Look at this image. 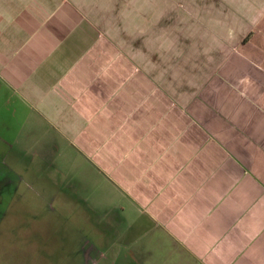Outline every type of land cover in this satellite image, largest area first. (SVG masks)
Returning <instances> with one entry per match:
<instances>
[{"label": "crops", "instance_id": "crops-1", "mask_svg": "<svg viewBox=\"0 0 264 264\" xmlns=\"http://www.w3.org/2000/svg\"><path fill=\"white\" fill-rule=\"evenodd\" d=\"M0 132L119 196L127 264H264V0H0Z\"/></svg>", "mask_w": 264, "mask_h": 264}, {"label": "rangeland", "instance_id": "rangeland-1", "mask_svg": "<svg viewBox=\"0 0 264 264\" xmlns=\"http://www.w3.org/2000/svg\"><path fill=\"white\" fill-rule=\"evenodd\" d=\"M28 153L0 149L6 156L5 163L0 159V264H127L117 252L125 248L118 239L119 196L104 194L95 175L82 177L79 168L73 194L71 180L60 177L56 164L31 160ZM161 260L177 263L166 260V252Z\"/></svg>", "mask_w": 264, "mask_h": 264}]
</instances>
